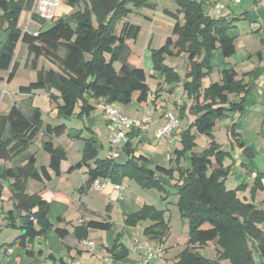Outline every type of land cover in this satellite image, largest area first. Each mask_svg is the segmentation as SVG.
I'll return each instance as SVG.
<instances>
[{"label":"trees","instance_id":"1","mask_svg":"<svg viewBox=\"0 0 264 264\" xmlns=\"http://www.w3.org/2000/svg\"><path fill=\"white\" fill-rule=\"evenodd\" d=\"M34 2L0 0V29L8 34L0 48V71L10 72L9 81L15 77L19 69L16 54L20 44L27 46L26 68L37 70L40 59L50 66L38 71L36 81L19 88V94L28 97V111L14 104L6 114H0V161L12 164L1 176L8 183L10 199L14 203L13 210L6 214L7 227L21 232L9 247H21L30 258L42 257V251L35 252L34 247L30 250L29 247L36 241H45L51 231L61 240L70 234L68 230L55 228L50 222L49 202L38 194L27 193L30 180L49 182L52 180L50 171L56 177L61 176V164L67 161L68 156L53 139L66 135L74 141L83 139L85 142L82 160L68 171L71 174L87 169V180L79 189L82 194L99 179L109 180L114 185L128 179L144 190L158 191L162 200L167 201L171 192L163 179L175 181L174 188L178 190L176 205L181 218L188 223V240L183 250L175 255L173 264H220L222 261L257 264L255 252L260 264H264V209L238 197V192L248 189L246 184L235 190L227 189L226 181L232 173V165H226V161L232 156L215 141L213 134L218 122L226 120L230 114L244 112L250 93L246 79L253 72L239 77L235 69L224 70L219 82L206 89L202 86L203 79L212 73V58L216 50H222L225 59L236 55L232 31L238 19L209 16L205 11L209 0H177L178 15L183 16V24L178 15L165 11L176 23L172 37L167 38L159 49L151 50L153 71L165 87L161 88L159 84L156 93L164 89L169 94L174 93L181 77L165 61L167 57L179 58L187 54L184 93L193 102L189 110L196 117L180 133L182 148L173 153L175 167L148 169V159L136 155L132 142L137 137L134 133H128L129 141L123 149L127 160L120 163L109 157L99 158L102 144L94 132H91V138L84 139L82 130L68 129L66 125H47L42 140V150L50 156L47 168L39 165L36 155L30 152L44 126L42 111L32 103L34 92L53 90L55 93H50V101L56 104L57 116L67 120L74 116L78 119L89 117L96 109L91 103L93 100L117 106H128L134 102L146 105L151 93L148 77L142 67L130 63V59L137 56L127 43L138 38L141 28L126 20L134 10H155L156 4L155 0H86L83 11L76 12L69 20L58 19L49 29L33 34L23 32L19 21L23 11L32 10ZM81 2L68 0L70 6ZM32 18L39 21L34 13ZM117 64H120L119 69ZM230 95H235L238 101L231 102ZM77 108L79 112L75 115ZM185 111L186 107H181L180 115ZM194 129L211 140L209 147L200 153L194 152ZM230 134L244 158L251 160L253 153L245 147L236 132V125L231 127ZM183 161L185 165H182ZM255 174L250 189L253 199L264 190V173ZM3 191L0 187V202ZM57 221H63L62 217ZM141 222L151 223L143 231L144 237L161 245L167 241L170 221L166 220L165 211L145 205L125 219L128 227H136ZM112 229L113 223L107 218L83 223L74 228L73 235L81 242L89 239L91 231L110 232ZM122 238L123 233L117 234L114 245L107 249L115 263L130 257L129 248L122 243ZM209 243H215L219 248L217 260H210L199 252ZM47 261L49 264H68L63 257L56 259L53 254L47 257Z\"/></svg>","mask_w":264,"mask_h":264},{"label":"crops","instance_id":"2","mask_svg":"<svg viewBox=\"0 0 264 264\" xmlns=\"http://www.w3.org/2000/svg\"><path fill=\"white\" fill-rule=\"evenodd\" d=\"M85 1L86 0H82L80 5L70 6L68 4V0H61V6L58 8L55 17L52 20L44 21L43 18H41V16L39 15V11L35 6V2H36L35 0L32 10H25L21 14L19 27L23 32H29L33 34H37L41 31H45L50 27H52L53 24L58 19L69 20V18L76 12L83 11L85 7ZM176 1L177 0H155L156 9L155 10L148 9V10L156 11L159 9L160 4H162L161 13L159 11L155 12V14L154 13L152 14V12L150 11H148L149 13H147L145 9H141L142 11L135 10L136 15L133 17L132 14L130 16L131 20L128 18L126 21L129 20L128 22L133 24H135V21H137L141 24L144 23L152 26L156 24V21L158 19L156 18L157 15H159L157 17H161L160 19H162V22L164 23L167 22L166 19H168L169 22H167V25H168V32H170V36L166 35L162 38V42L160 45V47H162L165 44L167 38L172 37L173 28L176 23V20L170 17L169 15H167L165 11H169L172 14L178 15V6L176 4ZM219 5H222L220 9V15L216 16L213 14V12ZM205 11L209 16L214 18L222 17L228 20H233L237 18L238 20L235 22L236 28L232 31V33L234 31L240 32L239 24L241 23L249 24L248 31L244 32L243 34L244 36H242L241 33H239L237 38L232 35L233 37H235L236 40L235 41L236 55H238V51H239L237 44L238 41H240L239 44L243 45L244 47L243 49H246L249 46H254L256 41L254 40V36L252 35L254 33L258 36H261L258 47L259 46L264 47V0H243L242 3L239 5H235L233 3H224L223 0H209V2L206 4ZM33 13L39 17V21L33 20L32 18ZM178 16H179L178 20L183 24V16L182 15H178ZM138 17H141L142 21L138 19ZM42 21L44 22L41 23ZM141 27L142 26H140V28ZM141 32L142 29L136 40L127 42L132 52L137 56L136 58L134 57L130 59V63L136 67H142L143 61H145L146 66L150 68L148 71L145 69L147 77H149L148 80L151 79V81H154V83L157 84L154 86L158 88V85L161 84V79L153 71L151 57L149 56L150 62L147 59L148 52L150 53V50L154 47L155 34L153 30L150 31L148 39L143 44V48H141L142 51L144 50L143 53L144 56H142L141 55L142 51L139 52L137 46ZM7 36H8L7 32L4 29H0V48L6 42ZM173 39L175 38L173 37ZM17 53H19V55L27 56V46L25 44H20ZM17 56L18 55L16 54V60L19 64V69L17 70L15 76L18 74L19 70H21L22 67V64L19 62V57ZM181 58L182 61L184 62V66H185L184 68L186 69L185 75H186L188 70V55L183 54L180 57V59ZM254 58L257 59V62L255 61ZM228 60H230V58L225 59L222 50L218 49L214 52L212 58V73L203 79L202 82L203 89L208 88L213 83L219 82L221 80V73L224 70L235 69L238 72L239 77L250 71L253 72L252 76L249 79H246V82L250 84V93L244 105V112L230 114L226 120H224L223 122H218L214 129L213 134L215 137V141L222 147V149H224L225 151H229L232 156L231 160L226 161V165H232V173L229 175L226 181L227 189L235 190L237 187L246 184L248 186V189L243 192H238L237 193L238 197L243 201L253 203L257 207L264 209V190L259 191L257 195L254 197V199L251 198L250 195V189L254 183V179L256 175L255 173L256 172L264 173V138L262 139V136H264V51H259V49H250L245 51L243 55L240 54V61L238 64L243 67L241 70L238 69L239 65H237V63L233 64ZM42 63L43 60L40 59L38 62L37 70L33 69V71L35 72L34 75L35 78L31 82L36 81L37 73L39 70H41L42 68H47V69L50 68V66L45 67ZM177 67L175 66V68L174 67L173 68L176 69ZM25 69L30 70V68H26V67ZM7 74H10V72L0 71V80L5 82L6 84H10L11 81H9ZM147 83L151 90V93H150L149 101L146 105L132 103L128 106H122V105L119 106L116 105V106L123 114L130 116L136 122L137 126L133 131L129 133L136 134L137 137L132 141L133 147L134 148L136 147L134 143L136 141L138 142L139 145H141L140 149H138L139 145L135 148L136 155L137 156L142 155L148 159L147 168L151 170H155L158 166L170 168L172 164L171 163L169 164L168 160L172 161L174 159V155H173L174 151L180 150L182 148L179 141L180 132L183 129L187 128L189 125H191L196 119V117L192 115L189 110L190 107L193 105V102L189 101L187 103L186 101H184V99L182 100V98L177 99L176 97H174L176 93H174V95L169 94L165 89L161 93H156L157 90L152 89L150 82L148 81ZM21 86H27V85H20L17 89L16 94H10L11 106L14 104H18L19 99L23 101L27 100L28 98L27 96L19 94V88ZM161 88H165V87H163L161 84ZM0 93L2 94V91H0ZM177 93L178 95L182 94L181 88L177 90ZM17 94L20 96L19 98L16 96ZM37 94L38 91L34 92L32 103H34ZM171 97L174 98L172 102L173 106L171 104L170 107L169 100H171L170 99ZM229 100L231 102H235L238 101V98L235 95H230ZM178 101L182 102L181 106L177 104ZM91 103L95 106L96 108L95 111L89 117H86L84 119H78L76 116H74L73 119H76V122L78 124L74 127L68 125V121H70V119L67 120V119L59 118L57 116L56 106H52L50 113L51 120H48V122L46 123L43 119L44 126L38 137L42 136V138H44L43 133L45 130V126L47 125H51L53 127L59 125H66L68 129L77 130V131L82 130L83 131L82 137L84 139L91 138L92 136L91 132H94V134L97 136V138L102 144V150L105 151V155H102V153L100 152L99 158L105 159L109 157L120 163L125 162L127 160V156L123 151V149L124 146L128 143L129 137L127 142L125 143L117 144L115 146L111 145L109 142V138L112 136L113 133L110 128L109 117L102 108L105 102L102 100L100 101L93 100L91 101ZM183 106L186 107V111L184 114L179 115L180 112L179 110ZM131 107H134L135 109L131 110ZM98 110H101L100 114ZM252 111L256 112V117L253 118L252 122L250 121L249 127L251 128V130L253 129V127H254L253 130H256L253 131L255 133V142L251 145H248V143L243 138V131L246 128V121L244 119H245V115L248 112H250L249 114L250 116ZM78 112H79V108L76 109L75 115H77ZM170 113L175 114L178 117L179 127L176 129V131L174 130V132L170 136L159 137L158 132L167 124L168 114ZM249 116L247 117V119H249ZM53 122H57V125H54ZM182 123L185 124L183 127L182 125L180 127V124ZM145 124H147L148 126L147 131H143L142 129H140ZM233 125H236V132L239 134V137L244 142L245 147L250 148L253 153V157L249 161L244 158V156L242 155V150L236 146L234 139L231 137L230 129ZM216 130L219 131V134L222 133L224 140L223 143L222 141L218 140V133ZM192 132L196 137V144H197V140L200 139L204 142V145L206 146L207 149L210 145L211 140L208 137L197 133L195 129ZM202 136L206 137L207 140H204ZM103 137L106 138L105 142L102 141ZM66 140L71 141L72 139H70L66 135L60 138L53 139V142L54 143L56 142L55 145L61 146L66 150L68 156L67 161L62 162L61 164V176L56 177L54 173L50 171L52 180L49 182L45 181L43 183H40L35 180H30L27 184V190H28L27 193L29 195L38 194L42 199L49 202L50 212L48 218L50 222L54 225L55 228L58 227L61 229L68 230L70 234L66 239L61 240L54 231H51L48 234L45 241H38L37 251L34 247L35 252H39V251L43 252L42 257H36V258L28 257L26 251L20 249L18 246L10 248L9 244L12 243L13 241H11L8 244H0V247L2 248V256L0 257V264H49L50 262L48 263L47 257L50 254H53L56 259H60L61 257H63L65 262L68 264H126V263L146 264L144 252L142 250H138L136 252H132L129 250L130 257L128 260L119 263L114 262L112 256L107 251V249L111 248L115 243V236L117 234L114 233V226H116V223H118L120 226H123L122 243L127 248L137 243H140L142 245L143 244L150 245V246L159 245L163 248V245H161L157 241H151L144 237L143 231L148 226L151 225L150 222H141L136 227H128L125 225V219L127 216L132 215L138 212L139 210H141L143 206L150 205L155 207L157 210L165 211V218L166 220H168L167 211L169 209L168 207H164V205L165 204L175 205L176 202H172L170 199H168L166 202L163 201L161 194H159V196L157 195L154 196L155 198H153V200L149 198H143V197L141 198L139 196L134 195L133 193H131L129 197L126 198L125 197L126 190L124 192L123 199H120L119 192H117L114 189V184L112 183L108 185L104 190H96L94 188H91L86 193L82 194L79 192L80 196L78 197V195H76L77 194L76 192L79 191L80 188H82V186L85 184L87 180V175H86L87 169L83 168L80 171H74L71 174H69L68 171L72 166L77 165L82 160V154H83L85 142L83 140H76V141L72 140L71 142H73V144L67 150L62 143L63 141ZM74 148L77 149V156L74 161H71V157H72L71 151L74 150ZM38 150L30 151V152L35 154L36 157L38 158L39 156ZM43 160L44 161L41 162V164L39 165L48 168L50 165V156L45 152L43 154ZM182 165L185 164L182 162ZM11 167H12L11 163H5L0 161V187L4 188V194L8 191L7 188L8 183L5 182L1 178V176L6 168H11ZM77 173L81 174L80 176L81 178L77 184H72L76 179L75 177H77L75 176ZM163 181L166 184L169 183L171 187L175 186V181L166 182L167 181L166 179H163ZM119 185L133 188L132 182L129 181L128 179H124L122 183ZM135 187L136 186H134V189ZM176 194L174 195L175 200L177 199ZM3 197L2 199H4ZM10 197H11L10 193L8 197H5V199H7L6 201L9 203L12 201ZM3 203L1 202L0 204L2 209L1 212L3 214L2 218L4 220L3 223L5 224V222L7 223L6 214L7 212L13 210V205L10 210L5 211V207L3 206ZM59 217H62L63 219V221H61L60 223L57 221ZM107 218L111 219V222L113 223L112 231L106 233L105 232L103 233V231H91L89 234L90 240L94 242L96 241L102 242L100 243L99 248H97L96 253L92 254L88 252V250L84 248L81 245V243L77 241V239L74 237L73 235L74 228L89 221H103ZM5 226L7 227V224ZM69 240H71L72 242L67 243ZM32 248L33 246H30L29 250ZM163 250H164L163 257L151 264H173L175 262V256L173 258H167L168 252H166V249ZM86 253H88V255H91V257L88 258ZM44 256L46 257L44 258Z\"/></svg>","mask_w":264,"mask_h":264},{"label":"rangeland","instance_id":"3","mask_svg":"<svg viewBox=\"0 0 264 264\" xmlns=\"http://www.w3.org/2000/svg\"><path fill=\"white\" fill-rule=\"evenodd\" d=\"M161 5L162 4H160L159 9L156 10V11H150L148 9H145V10H146L147 13H149L148 11L152 12V14L153 13L155 14V12H157V11H159L161 13V9H162L161 8L162 7ZM133 12H134L133 13V17H134L136 15V12H135V10ZM157 16H159V15H157ZM157 16H156V18H158V19L156 21V24L155 25H152L153 26V29H152V26H150V25H147V24H144V23L141 24V23L135 21V24H138L139 26H142L141 27L142 32H141V35H140V37L138 39V44H137L139 52L142 51L141 48H143V44L148 39V36H149L150 31L153 30V32L155 34L154 47L151 50H153V49H159V47L161 45V42H162V38L164 36H166V35L170 36V32H168V25H167V22H169L168 19H166L167 22L164 23V22H162V19H160L161 17H157ZM129 19H130V17H129ZM138 19H140L142 21V18L141 17H138ZM248 27H249V24L248 23H246V24L245 23H241V24H239L240 32L239 31H234L232 33V35L237 38V36L239 35V33H241L242 36H244L243 34H244L245 31H248ZM252 35L254 36V40H256L254 46H249L248 48L243 49L244 48L243 45L242 44H239L240 41H238L237 42L238 48H239L238 55L230 58V60H228L229 62H231L233 64L234 63H237V65H239L238 63L240 61V54L243 55L245 53V51L250 50V49H259V51H264V47H260V46L258 47L259 41L261 39V36H258L255 33L252 34ZM151 50H150V53L148 52V54H147V59L149 60V62H150V57L152 56ZM143 53H144V50L141 52V55L142 56H144ZM17 55H18L17 57H19V62L22 64L21 70H19L18 74L11 80L10 84H6L2 80H0V91H2V94H1L2 97L0 99V112H1L0 114L1 115L6 114L8 112V110L10 109V106H11L10 94H16L17 93V89H18V87L20 85H28L35 78V76H34L35 75V72L33 71V69H31V68H30V70H26L25 69V66L24 65H25V61H26V57L27 56L26 55H19V53H17ZM254 59L257 62V59L256 58H254ZM165 63H166V65H168V66H170L172 68L173 67L175 68V66L176 67L178 66L175 70H176V72L181 77V83L175 88L174 93H176V94H175L174 97H176L177 99L178 98H182V100L184 99V101H186L188 103L189 102V99H188L187 95L184 93V84L187 81V79L185 77V71H186V69L184 68L185 66H184V62L182 61V58L180 59V57L179 58H176V57H173V58L172 57H167ZM42 64L45 67L48 66V64H46L44 61H43ZM116 68L119 69L120 68V64H117L116 65ZM142 68L144 70L146 69L147 71L150 69L148 66H146L145 61H143ZM242 68H243L242 66H240V65L238 66V69L241 70ZM7 77L9 78V74H7ZM148 81L150 82V85H151V87H152L153 90H157L158 89L156 86H154V85H157V84L154 83V81H151V79H149ZM179 88H181V90H182V94L181 95H178V93H177V90ZM51 92L54 93L53 90ZM51 92L50 91H47V90H38V94L35 97V100H34V103H33V106L39 108L42 111V114H43L42 119H44V121L46 123L48 122V120H51V118H50L51 114L50 113H51L52 106H56L55 103H52L50 101L49 95H50ZM174 93H173V95H174ZM16 96L18 98L20 97L18 94ZM174 97H171L170 98L171 100H169L170 107H171V104L173 102V98ZM22 99H24V98H22ZM18 104L21 105V107L24 109V111H28V109L30 108V104L27 101H25V100L23 101V100L19 99L18 100ZM134 104H136V103L134 102ZM172 106H173V104H172ZM133 109H135V108L134 107H131V110H133ZM98 112L100 114L101 110H98ZM249 114H250V112H248L245 115V119L244 120L246 121V128L243 131V138L248 143V145H251V144H253L255 142V133L253 131H256V130H253L254 129L253 126H251V127H253V129L251 130V128L249 127V123H250V121L252 122V120H253L254 117H256V112L255 111H252V113H251L250 116H249ZM179 115H180V112H179ZM248 116H249V119H247ZM223 121H221V122H223ZM53 123H54V125H57V122H53ZM184 124L185 123L180 124V127H181V125L183 127ZM68 125L71 126V127H74V126H76L78 124L76 122V119H73V117H72L70 119V121H68ZM45 128H46V126H45ZM175 131H176V129H175ZM217 133H218V140L219 141H222V143H223L224 140H223L222 133L219 134V131H217ZM202 138L204 140H207L206 137H203L202 136ZM263 138H264V136H262V139ZM42 140H43L42 136H39L35 140V142L33 143V145L30 148V151H37L39 149L38 150L39 156L37 158L38 159V164H41V162L44 161L43 160L44 151L42 150ZM105 140H106V138L103 137L102 138V141L105 142ZM71 141H67L66 140V141H63L62 142L63 145H64V147L67 150L73 144V142H71ZM179 141H180V134H179ZM134 143H135V146L136 147L139 145L137 141L134 142ZM140 146L141 145L138 146V149L141 148ZM196 147H197V148H195L196 150L194 149V152L196 151V153L197 152L199 153V152H201V151H203V150L206 149V146L204 145V142L202 140H200V139L197 140ZM101 153H102V155H105V151H103L102 149H101ZM71 156H72L71 157V161H74L76 159V156H77V149L76 148H74V150L71 151ZM168 163L169 164L170 163L172 164L170 168L175 167V163H173L172 161H169L168 160ZM183 163L185 164L184 161H183ZM75 176H77V177H75L76 179H75V181L72 184H77L78 181L81 178L80 177L81 176L80 173H77ZM169 181L170 180H167L166 182H169ZM131 182L133 184V188L128 187V186L125 187V189H126L125 197L126 198H128L129 195L131 193H133L134 195L139 196L141 198L143 197V198H149V199H152L153 200V198H155L154 196H156V195L159 196V194H160L156 190H144L141 187H139L135 182H133V181H131ZM134 186H136L137 188L135 187V189H134ZM167 187H168V189L171 192V195H170V198L169 199L172 202H176L177 199L175 200L174 195L176 194L177 190L174 188V186L171 187L169 183L167 184ZM9 193H10L9 192V189H8V191L5 194H4V191H3V195H4L3 198L4 199H2V201H1L2 203L7 200V199H5V197H8L9 196ZM76 193H77L76 195H78V197H79L80 196L79 191H77ZM12 205H13V201H11L10 203L7 202V201L3 203V206L5 207V211L10 210L12 208ZM164 207H168V209H169L167 211V219L170 221V223H169V225H170V233H169V237H168L167 241L163 244V249H166V252H168V257L167 258H173L176 254L180 253L183 250V247L185 246V244H186V242L188 240V223H187L186 220H183L181 218V215L179 213V210H178V207H177L176 204L175 205L174 204H170V205L165 204ZM1 210L2 209H1V204H0V244H8L11 241H14L21 234V232L19 230H14V229H11V228H8V227L5 226L7 223L6 222H5V224L3 223L4 220L2 218L3 217V214L1 212ZM122 228H123V226H120L118 223H116V226H114V233L115 234H121V233H123L122 232ZM94 239H97V238H94ZM71 242L72 241L69 240L67 243H71ZM95 243H96L97 248H99V245L102 242L96 241ZM37 245H38V241H36V243L33 246V247H35L36 251L38 250V246ZM19 248L22 249L21 247H19ZM22 250H24V249H22ZM199 252L204 257H206V258H208L210 260H217L218 257H219V248H218V246L215 243H209L206 247H204L202 249H199ZM86 254H87L88 258L91 257V255H88V253H86ZM254 255H255V259H256L257 264H260V260H259V257L257 255V253L255 252ZM45 257L46 256H44V258ZM48 263H49V261H48ZM220 264H230V263L227 262V261H222V262H220Z\"/></svg>","mask_w":264,"mask_h":264},{"label":"built area","instance_id":"4","mask_svg":"<svg viewBox=\"0 0 264 264\" xmlns=\"http://www.w3.org/2000/svg\"><path fill=\"white\" fill-rule=\"evenodd\" d=\"M224 3H233L239 5L243 0H223ZM35 6L39 11V15L44 20H52L58 8L61 6V0H36ZM222 5L217 6L214 10V15H220V9ZM179 106L182 105L181 101H178ZM104 112L109 117L110 128L112 130V136L109 138L111 145L115 146L117 144L125 143L128 140V133L135 129L136 122L128 115L123 114L116 105L104 103L102 106ZM179 127V119L175 114H168L167 124L158 132L159 137L170 136L175 129ZM140 129L147 131V124L143 125ZM111 182L105 179L96 180L92 188L96 190H104ZM114 189L119 192V198L123 199L125 187L121 185H114ZM81 245L86 248L90 253L94 254L97 251L96 243L90 239L83 240L80 242ZM129 250L136 252L142 250L144 252L145 263L151 264L164 255V250L161 246H150L142 245L140 243L133 244L129 247ZM2 256V248L0 247V257ZM126 264H135V263H126Z\"/></svg>","mask_w":264,"mask_h":264}]
</instances>
